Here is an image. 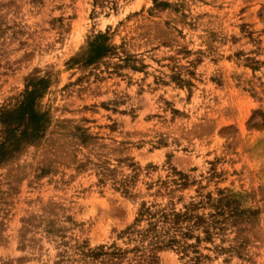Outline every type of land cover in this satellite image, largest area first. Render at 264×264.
Instances as JSON below:
<instances>
[{
  "label": "rangeland",
  "instance_id": "rangeland-1",
  "mask_svg": "<svg viewBox=\"0 0 264 264\" xmlns=\"http://www.w3.org/2000/svg\"><path fill=\"white\" fill-rule=\"evenodd\" d=\"M105 30L126 65L66 64ZM29 76L50 120L0 164V264H145L141 202L211 226L154 264H264V0H0V107Z\"/></svg>",
  "mask_w": 264,
  "mask_h": 264
},
{
  "label": "trees",
  "instance_id": "trees-1",
  "mask_svg": "<svg viewBox=\"0 0 264 264\" xmlns=\"http://www.w3.org/2000/svg\"><path fill=\"white\" fill-rule=\"evenodd\" d=\"M119 52L122 54H118V47L109 44L107 30L98 31L87 38L85 48L68 58L66 64L69 67L73 65L84 67L106 57H116L119 62L126 65L128 55L122 50ZM113 65L122 66L119 63ZM131 68L135 69V66ZM48 81L46 77H27L22 94L14 98L12 103L0 107V164L9 160L24 147L39 143L43 138L50 115L47 109L39 108L38 100L47 89ZM205 200L202 198L197 204L202 205ZM194 208L195 204L189 203L183 206L182 211L171 208L169 212H165L164 208L156 204L141 202L133 222L124 229L123 233H126L128 240L135 239L139 243V246L134 248L136 251H141L138 258L145 264H154L157 250L178 245L180 249L185 250L191 244H187L183 239L190 237L198 242L199 236L192 234L197 227H200L206 239L211 236V226L207 224L206 217L204 214L194 213ZM140 222H144V226L139 227ZM123 252L125 251L113 244L107 250H100L98 254L107 256L101 261L115 264Z\"/></svg>",
  "mask_w": 264,
  "mask_h": 264
}]
</instances>
